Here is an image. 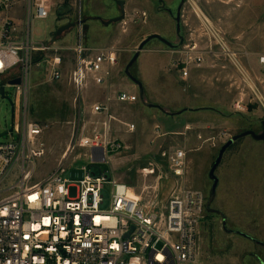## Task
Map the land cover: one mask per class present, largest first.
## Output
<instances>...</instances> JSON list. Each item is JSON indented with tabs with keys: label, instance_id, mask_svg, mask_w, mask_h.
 <instances>
[{
	"label": "rangeland",
	"instance_id": "rangeland-1",
	"mask_svg": "<svg viewBox=\"0 0 264 264\" xmlns=\"http://www.w3.org/2000/svg\"><path fill=\"white\" fill-rule=\"evenodd\" d=\"M123 1L127 4V16L121 21L105 26L100 20L106 21L120 15L115 0H52L51 6L56 10H52L45 19L34 18L31 31L34 42L50 43L62 48L61 79L50 80L47 63L35 64L30 71L27 90L19 96V107L16 104L17 93L14 85L7 84L9 76L0 81L4 85V97L0 95V143L19 140L18 131H6L15 125L22 134L24 117L28 122L38 123L42 127V135L38 137L37 142L43 143L45 154L35 162L33 181L44 179L54 172L67 146L75 138L91 134L98 128L99 122L107 118L103 114L85 112V104L91 106L95 100L84 98L82 91L78 96L77 90L69 80V73L74 64L70 48L78 38L90 48L112 47L116 50L118 67L110 82L136 84L133 78L138 81L139 75L135 61L131 60L147 35L152 32L160 33L176 40L179 24L182 26L180 32L186 31L183 20H186L191 12L185 2L184 5L180 2L181 14L180 18L176 19L177 4L171 3V0H167V3L159 0ZM259 3L264 9V0H257V4ZM164 4L174 8V11L165 9ZM134 11H145L146 21L133 18ZM181 15H184V18ZM191 16L190 21L187 20L188 24L199 33L200 24L193 14ZM65 23L75 25L63 31L52 42L56 29ZM215 24L226 30L220 22ZM230 29L236 30L234 26ZM163 48L167 46L163 45ZM221 61L230 71V74L226 75L230 85L235 87L234 90L238 94H243L241 96L247 104L246 109H235L231 106L233 91L230 92V99L220 97L203 101L211 107L201 109L200 117L190 123L193 125L191 130L167 133L165 131L169 125L182 128L184 120L179 118L178 123L173 124V119L166 115L172 114L174 109L160 100L159 90L153 87L155 98H142V116L133 117L139 121L127 119L135 124L133 131L125 134L122 130L123 133L119 137L120 132L115 124L119 125L120 122H113L115 128L109 132V137L121 139L122 150L109 152L106 162H97L94 165L101 173H109L107 180L114 178L127 184L139 195L143 203L155 204L156 208L161 210L176 188L201 191L204 197V211L199 223V243L203 263L261 264L264 262V136L255 139L249 134L241 135L225 150L214 171L217 178L215 188L214 180L209 175L219 149L228 139L245 131L260 135L264 129L263 111L247 89H243L241 83L237 82L238 76L231 63L223 59ZM210 62L206 58L200 67ZM179 82L180 90L188 89L187 81ZM220 83L224 84L222 81ZM137 92L139 95V91ZM218 93L217 91L215 95ZM199 94L209 93L201 91ZM219 95L221 96L222 92ZM97 100L100 101L101 98ZM139 101L141 102L140 99ZM109 113L119 118L132 115V111L125 108ZM144 116L145 121L142 119ZM157 126L159 128H156ZM176 149L186 151L185 173L180 178L171 173L167 163V155ZM69 156L67 162L70 169L85 167L88 172L93 165L88 156V149H77ZM68 177L67 170L62 174V178ZM8 184L9 182L5 183ZM105 188L110 190V185L107 184Z\"/></svg>",
	"mask_w": 264,
	"mask_h": 264
},
{
	"label": "built area",
	"instance_id": "built-area-1",
	"mask_svg": "<svg viewBox=\"0 0 264 264\" xmlns=\"http://www.w3.org/2000/svg\"><path fill=\"white\" fill-rule=\"evenodd\" d=\"M187 1L200 32L171 61L170 70L186 78L190 66L199 67L206 61L205 53L212 59L227 60L264 115V73L261 76L245 67L229 47L224 31L198 1ZM50 11L51 0H0V81L6 76L19 78L20 83L14 85L17 97L26 92L35 64L47 63L50 80L62 77V48L32 39V20L47 18ZM132 16L145 22L147 13L134 11ZM70 50L74 64L69 80L78 96L90 82L107 84L118 67L112 47L90 48L78 38ZM258 63L264 68V54ZM112 98L133 103L138 97L119 91L114 97L106 96L103 103L93 104L94 114L107 117L101 121L102 129L75 138L56 170L44 179L32 180L35 162L45 154L43 143L37 142L42 135L38 123L24 117L19 140L0 143V264H204L199 243L204 211L201 191L176 188L161 210L129 195L127 184L107 180L109 173H101L94 165L106 162L109 152L123 148L118 139L109 137V123L114 119L109 113ZM241 106V99L234 102L235 109ZM125 126L134 129V124ZM77 149H88L93 164L88 172L85 167L70 169L69 155ZM185 158L183 149L167 155L175 177L184 175ZM67 170L69 177L62 178ZM107 184L110 190L105 188Z\"/></svg>",
	"mask_w": 264,
	"mask_h": 264
},
{
	"label": "crops",
	"instance_id": "crops-1",
	"mask_svg": "<svg viewBox=\"0 0 264 264\" xmlns=\"http://www.w3.org/2000/svg\"><path fill=\"white\" fill-rule=\"evenodd\" d=\"M159 1L167 3L169 0ZM197 1L200 6H204V12L214 23L219 24L220 22L225 27L226 30L223 31L227 37L229 47L233 51H236L238 53L242 64L254 72L257 71L258 73H260L259 75L262 76L264 73V68L258 63V57L261 54H264V9L262 8L261 4H257V0ZM58 2H60V0H58ZM180 2L183 3V5L185 2V5L189 6L187 0H171V3L177 4L175 7L176 19H179L181 14L180 8L182 4ZM126 5L127 4L124 3V17L127 16L125 11L127 10L125 9ZM164 5L166 6L165 9L169 10L170 12L174 11V8L171 9L167 4ZM54 9L55 8L51 6V11ZM189 11L191 12V10ZM192 14L193 13L191 12V15ZM191 15L188 14L186 17L187 19L183 20L185 21V33L180 32L182 31V26H180V24L177 26L176 40L168 35L166 36L154 32L149 33L147 35V38L143 40L146 41L143 45L144 49H141V53L139 52L137 58L135 59L136 71L139 75V80L135 81L136 84H117L115 82H110V79L109 82L104 85H95L90 82L84 88V90H82L84 98H92L95 100L93 104L103 103L106 96L114 97L115 94L119 91H126L137 95L138 98L133 103H119L115 100V98H112V100L109 102V111L116 112L124 108L132 111V115H128L127 118H119L117 115L111 114L114 117V119L110 120L109 123L112 131L115 128L113 122H120L118 123L119 125L115 124V126H117V131L120 132L119 137H121V133L123 132H125V134L131 132L125 126V124H133L128 122V120H134L135 122H138L139 120L134 119L133 117L137 115L142 116V111H144L142 109V98H155L154 94L152 93L153 87H156V89L159 90L160 100L164 101L166 105L174 109V112H172V114L166 115L173 119V124H177L179 118H182L184 120L182 128H173L172 125H169V128L165 131L167 133H172L179 130H183L185 132L191 130L193 128V125H191L190 123L193 119L200 117L199 114L202 113L201 109L211 107V105L205 104L203 101H207L209 99H218L220 97L230 99V92L233 91L234 92L232 93L233 98L231 101V106L234 105V102L236 100L241 99V109L247 108V104L241 96L243 94H238V92L234 90L235 87H233V85H230L227 79L228 77H226V75L230 74V71L225 67L226 64H221V62L223 61H221L222 59L219 57L215 56L212 59L209 58L208 53H205L204 57L208 58L211 62L206 63L202 67L199 66L200 68L190 66L189 73L186 78L180 77L178 71L170 70L169 67L171 61L175 58L180 57V51L182 50L183 46L191 37H195L198 34V30L196 28H192V26L188 24L187 20L189 18L191 19ZM181 16L184 18V15ZM96 18L99 17L96 16ZM231 26H234L236 30L232 31L230 29L232 28ZM156 34L163 38L165 42L156 37L149 39L150 36ZM163 45L167 46V48H163ZM202 48H204V46H202ZM179 80L183 82L187 81L188 89H186L185 91L180 90L178 88L179 86H181ZM220 81H222L224 84L220 83ZM237 82L240 84L239 79L237 80ZM137 91H139L140 96L138 95ZM201 91H206L209 94L201 95L199 94V92ZM217 91L219 93L222 92V95L220 96L219 93L215 95ZM98 98H101V100H97ZM139 99L141 100V102L139 101ZM84 111L93 113L92 105L88 106V104H85ZM142 119H144L143 121H145V116ZM99 124L100 125L98 126V129L101 130V121L99 122ZM156 128H159V126H157ZM120 140L121 139H119V141ZM217 264L225 263L219 262ZM261 264H264V262H261Z\"/></svg>",
	"mask_w": 264,
	"mask_h": 264
},
{
	"label": "water",
	"instance_id": "water-1",
	"mask_svg": "<svg viewBox=\"0 0 264 264\" xmlns=\"http://www.w3.org/2000/svg\"><path fill=\"white\" fill-rule=\"evenodd\" d=\"M116 4L119 6V9H120V15L117 16V17L110 18V19H108V20H106V21H104V20H100V22H101L103 25L107 26V25H109V24L112 23V22H118V21H121V20L124 18V3H123V1H122V0H116ZM80 22H81V21H80ZM82 22H84V20H83ZM74 25H75L74 23H65V24L60 25V26L56 29V31H55V33H54V35H53L51 41L54 42V41H55V38L58 37V36H60V35L62 34L63 31L69 29L70 27H73ZM153 37L159 38L161 41L165 42V40H164L163 38H161V37H160L159 35H157V34H156V35H152V36H150L149 39H150V38H153ZM145 42H146V41H142V42L139 44L138 50H137V52L134 54V56H133L131 62H134V61H135V59H136L137 56H138V51H140V50L142 49V47H143V45H144ZM129 77H130V76H129ZM133 80L136 81L134 78H133ZM19 83H20V79H19V78L11 79V80H9V81L7 82L8 85H16V84H19ZM0 95H1L2 97H4V85H2V84H0ZM12 107H13V106H12ZM12 131H13V126L9 129V131H6V132H10V133H12ZM6 132H4V133H6ZM4 133H3V134H4ZM246 134L251 135V136H252L253 138H255V139H261V138L264 136V129H263V133L260 134V135L255 134L253 131H245V132H242L241 134L234 135V136H232L230 139H228V140H227V141L221 146V148H220L219 151H218V155H217V157H216V159H215V162L213 163V165H212V167H211V169H210V171H209V175H210V177L214 180L213 188H215V187H216V184H217V178H216L215 175H214V171H215L217 165L220 163V160H221V158H222L223 153L225 152V150H226V149H227V148H228V147H229V146H230V145H231V144H232V143H233L238 137H240L241 135H246ZM0 135H2V134H0ZM126 236H127V235H126Z\"/></svg>",
	"mask_w": 264,
	"mask_h": 264
},
{
	"label": "bare ground",
	"instance_id": "bare-ground-1",
	"mask_svg": "<svg viewBox=\"0 0 264 264\" xmlns=\"http://www.w3.org/2000/svg\"><path fill=\"white\" fill-rule=\"evenodd\" d=\"M16 104H17V107H19V97H17ZM13 127H14V129H15L16 131L20 132L19 129H16V128H15V125H13ZM128 193H129V195H131V196L134 197V198L139 197V195H138L137 193H135V192L131 189V187H129V191H128Z\"/></svg>",
	"mask_w": 264,
	"mask_h": 264
}]
</instances>
